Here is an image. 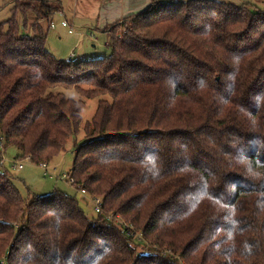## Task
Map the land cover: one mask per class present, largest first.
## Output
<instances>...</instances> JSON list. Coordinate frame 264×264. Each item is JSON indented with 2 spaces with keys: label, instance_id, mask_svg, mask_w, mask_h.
Here are the masks:
<instances>
[{
  "label": "trees",
  "instance_id": "obj_1",
  "mask_svg": "<svg viewBox=\"0 0 264 264\" xmlns=\"http://www.w3.org/2000/svg\"><path fill=\"white\" fill-rule=\"evenodd\" d=\"M53 2L0 22V153L49 164L100 98L70 176L103 213L24 198L1 168L0 264H264V10L154 1L105 29L109 56L74 64L46 48Z\"/></svg>",
  "mask_w": 264,
  "mask_h": 264
},
{
  "label": "rangeland",
  "instance_id": "obj_2",
  "mask_svg": "<svg viewBox=\"0 0 264 264\" xmlns=\"http://www.w3.org/2000/svg\"><path fill=\"white\" fill-rule=\"evenodd\" d=\"M16 0H0V22L6 21L12 16L13 2ZM25 1H48V0H25ZM56 1V0H52ZM64 6V11L53 16L55 28H50L46 38L47 50L57 59L69 63V58L74 55L73 63L85 60H98L111 54L109 42L110 36L103 32L99 22H104L103 12L107 9L113 10L112 14H122L125 9L132 8L138 0H125L119 4L110 3L108 0H59ZM162 4H169L172 0H150ZM185 1V0H177ZM226 3L237 5H249L258 10H264V0H221ZM53 2V3H54ZM120 13V14H119ZM68 21L75 27V32L69 33L68 28L62 27V22ZM108 22L112 21L106 20ZM44 23V22H43ZM42 23V24H43ZM45 24V23H44ZM103 25V24H101ZM45 26V25H44ZM94 36L95 38H93ZM66 96L74 99H83L76 89L58 88ZM86 106L82 112V126L78 135L73 136L66 146L65 152L49 162V166L54 170L55 175L60 177H50L45 173L40 165L32 163L29 159H23L25 167L23 170L14 168L13 162L17 159L18 151L15 148H8L0 157H4L5 171H8L13 184L19 189L24 198L34 196L44 197L56 191L65 193L76 198L80 203L87 217L91 220L96 217L95 205L87 197L81 194L67 180L61 179L64 174H70L73 169L75 151L78 146L85 141L84 126L91 121L100 98L84 99ZM0 174L2 171L0 170Z\"/></svg>",
  "mask_w": 264,
  "mask_h": 264
},
{
  "label": "built area",
  "instance_id": "obj_3",
  "mask_svg": "<svg viewBox=\"0 0 264 264\" xmlns=\"http://www.w3.org/2000/svg\"><path fill=\"white\" fill-rule=\"evenodd\" d=\"M51 27L52 28H55L56 26L53 24V22H52V24H51ZM62 27H64V28H68L69 29V33H73V32H75V27L72 25V24H70L68 21H63L62 22ZM94 37V36H93ZM74 56V55H73ZM73 56H71V57H73ZM2 145V144H1ZM0 147H3V146H0ZM25 159H29L31 162H32V160H31V158L30 157H26V158H24V160ZM4 161H5V159H4V157H0V168H2V169H4L5 170V167H4ZM4 163V164H3ZM13 165H14V168H16V169H18V170H22V169H24V167H25V162L23 161V159L22 160H20V159H16L15 160V162H13ZM41 166V168L45 171V173L47 174V175H49L50 177H53V178H57V179H60V177H58V176H56L55 175V172H54V170L49 166V164L48 163H43V164H41L40 165ZM61 179H64V180H68L71 184L73 183V181H72V179H71V176H70V174H64L62 177H61ZM81 194L83 195V196H85V197H87L91 202H93L94 203V205H95V213H97V214H101V213H103V208H102V202H103V197L102 196H100V195H94V196H90L88 193H86L85 191H81ZM108 220H111V221H114L115 223H117V224H120V225H122L125 229H127L128 230V234H133V229H131L132 227H130L127 223H125L124 221H122L121 220V218H119V217H115L114 218V216L113 215H109L108 216ZM141 234L139 235V239H141Z\"/></svg>",
  "mask_w": 264,
  "mask_h": 264
},
{
  "label": "crops",
  "instance_id": "obj_4",
  "mask_svg": "<svg viewBox=\"0 0 264 264\" xmlns=\"http://www.w3.org/2000/svg\"><path fill=\"white\" fill-rule=\"evenodd\" d=\"M107 1V0H106ZM110 3H116V4H119L121 1H125V0H108ZM151 3H152V1H150V0H138L136 3H135V5L133 4L132 5V8L130 7L129 9L127 8V9H125L124 11H123V13L122 14H120V15H118V13L116 14V15H113L112 14V12H113V10H108L107 11V9L103 12V16H104V14H105V16H104V18L105 19H102V20H104V22H99L98 24H100V26H101V28H102V31L103 32H106L105 31V29L108 27V26H110V25H112V24H114L115 22H117V21H122L123 19H125V18H127V17H129L130 15H133V14H137V13H140V12H142V11H144V10H146L147 8H149L150 6H151ZM63 5V4H62ZM63 11H64V6H63ZM62 11V12H63ZM112 20V21H110V22H108V21H106V20ZM101 24H103V25H101ZM107 33V32H106ZM109 35V34H108ZM93 37V36H92ZM93 38H95V37H93ZM106 45L108 46L109 45V42L108 43H106ZM74 57V56H73ZM1 169V168H0ZM23 170V169H22Z\"/></svg>",
  "mask_w": 264,
  "mask_h": 264
},
{
  "label": "snow or ice",
  "instance_id": "obj_5",
  "mask_svg": "<svg viewBox=\"0 0 264 264\" xmlns=\"http://www.w3.org/2000/svg\"><path fill=\"white\" fill-rule=\"evenodd\" d=\"M194 191H196V190H194ZM215 199H219V197H214ZM226 219H227V217H226Z\"/></svg>",
  "mask_w": 264,
  "mask_h": 264
}]
</instances>
